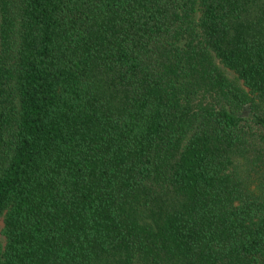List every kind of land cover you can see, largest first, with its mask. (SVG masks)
I'll list each match as a JSON object with an SVG mask.
<instances>
[{"label": "trees", "instance_id": "trees-1", "mask_svg": "<svg viewBox=\"0 0 264 264\" xmlns=\"http://www.w3.org/2000/svg\"><path fill=\"white\" fill-rule=\"evenodd\" d=\"M0 264H264V0H0Z\"/></svg>", "mask_w": 264, "mask_h": 264}, {"label": "rangeland", "instance_id": "rangeland-1", "mask_svg": "<svg viewBox=\"0 0 264 264\" xmlns=\"http://www.w3.org/2000/svg\"><path fill=\"white\" fill-rule=\"evenodd\" d=\"M2 227H3V218L0 219V240H1L2 244L4 245L6 242V238L2 232Z\"/></svg>", "mask_w": 264, "mask_h": 264}]
</instances>
